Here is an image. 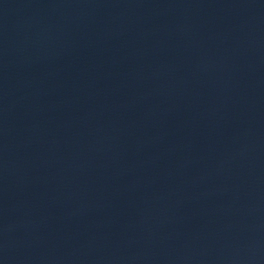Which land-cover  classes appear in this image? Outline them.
<instances>
[{"label":"water","instance_id":"1","mask_svg":"<svg viewBox=\"0 0 264 264\" xmlns=\"http://www.w3.org/2000/svg\"><path fill=\"white\" fill-rule=\"evenodd\" d=\"M264 61V0H0V203Z\"/></svg>","mask_w":264,"mask_h":264}]
</instances>
